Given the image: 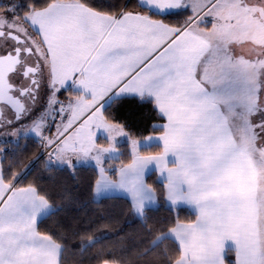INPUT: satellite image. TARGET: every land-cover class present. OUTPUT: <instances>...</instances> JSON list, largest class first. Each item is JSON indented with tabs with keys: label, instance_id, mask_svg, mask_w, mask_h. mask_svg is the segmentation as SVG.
Here are the masks:
<instances>
[{
	"label": "crops",
	"instance_id": "obj_1",
	"mask_svg": "<svg viewBox=\"0 0 264 264\" xmlns=\"http://www.w3.org/2000/svg\"><path fill=\"white\" fill-rule=\"evenodd\" d=\"M138 1L160 15L187 9L191 21L177 28L140 13L102 14L77 2L54 3L31 18L58 98L60 92L86 100L97 94L104 96L102 107L125 96L151 99L165 120L161 133L143 138L151 141L142 148L159 146V153L142 154L141 148L130 153L128 164L95 167L94 197L126 198L142 217L158 204L147 182L155 172L167 205L196 215L166 234L180 249L175 264H226L229 251L236 264H259L256 168L250 153L237 147L220 97L225 91L219 78H211L214 27L197 19L211 0ZM50 99L43 109L57 104ZM104 123L108 134L130 135L121 125ZM45 128L50 138L56 133V124ZM103 136L98 141L106 146ZM4 200L0 264H60L62 247L38 232L50 204L34 188L6 184L0 164V204Z\"/></svg>",
	"mask_w": 264,
	"mask_h": 264
},
{
	"label": "trees",
	"instance_id": "obj_2",
	"mask_svg": "<svg viewBox=\"0 0 264 264\" xmlns=\"http://www.w3.org/2000/svg\"><path fill=\"white\" fill-rule=\"evenodd\" d=\"M57 2H77L114 17L126 12L140 13L177 28L184 27L191 17L187 9L156 14L138 0H0V14L17 3L18 15L23 18ZM65 94L59 95L65 98ZM103 115L136 139L161 133L159 124L165 122L153 100L136 96L112 100ZM118 147L119 160L106 164L130 163L129 144ZM160 149L154 145L142 148L141 153L157 154ZM43 151L41 137L23 135L16 143L0 145V164L6 184L34 188L50 204L51 212L38 224V232L62 247L60 264H175L180 249L166 234L179 223H193L196 215L187 208L167 205L165 185L155 172L147 182L156 192L158 204L138 217L126 198L95 199L94 186L99 179L95 167L49 165V157H41ZM226 264H236L232 251L226 256Z\"/></svg>",
	"mask_w": 264,
	"mask_h": 264
},
{
	"label": "rangeland",
	"instance_id": "obj_3",
	"mask_svg": "<svg viewBox=\"0 0 264 264\" xmlns=\"http://www.w3.org/2000/svg\"><path fill=\"white\" fill-rule=\"evenodd\" d=\"M33 16L31 12L20 18L18 4L12 3L7 12L0 14V29L25 40L23 45L18 43V50L30 47L42 67L45 86L50 85L47 100L51 96L52 103L57 104L53 109L42 107L41 117L32 118L27 127L0 129V145L16 143L23 135L40 138L46 133L47 125L56 124V133L48 143H58L57 156L48 158V164L71 169L90 165L99 170L103 161L111 162L119 157L118 145L128 143L133 155L148 145L151 140L136 139L127 133L108 134L104 125L105 107H102L104 96L93 94L88 100L57 97L59 87L50 82L48 52L31 26ZM197 19L208 29L214 27L217 43L212 46V54L217 56L210 62L211 78L212 81L219 78L225 91L220 97L236 145L250 153L256 168L259 264H264V0H211ZM103 131V137L109 140L106 146L98 141ZM5 200L0 204V223L8 206Z\"/></svg>",
	"mask_w": 264,
	"mask_h": 264
},
{
	"label": "flooded vegetation",
	"instance_id": "obj_4",
	"mask_svg": "<svg viewBox=\"0 0 264 264\" xmlns=\"http://www.w3.org/2000/svg\"><path fill=\"white\" fill-rule=\"evenodd\" d=\"M23 39V38H21ZM25 43V40H23ZM18 53L20 60L18 68H15L16 79L12 84L11 91L8 92L9 103L5 104L3 119L6 123L0 127L15 128L27 127L30 120L37 119L42 115V107L47 103L50 85L45 86L42 79V67L34 54H31L30 47L18 50V46L12 48ZM33 53V52H32ZM22 68V69H21ZM20 107H22L20 112Z\"/></svg>",
	"mask_w": 264,
	"mask_h": 264
},
{
	"label": "water",
	"instance_id": "obj_5",
	"mask_svg": "<svg viewBox=\"0 0 264 264\" xmlns=\"http://www.w3.org/2000/svg\"><path fill=\"white\" fill-rule=\"evenodd\" d=\"M24 44L23 40L14 33L0 29V127L6 123L4 107L9 103L8 92L11 91L12 84L16 79L15 68H18L20 57L18 53L11 49L13 45ZM31 52V51H30ZM31 54H33L31 52ZM22 69V68H21ZM22 107H20L21 112ZM17 185V183H15Z\"/></svg>",
	"mask_w": 264,
	"mask_h": 264
},
{
	"label": "built area",
	"instance_id": "obj_6",
	"mask_svg": "<svg viewBox=\"0 0 264 264\" xmlns=\"http://www.w3.org/2000/svg\"><path fill=\"white\" fill-rule=\"evenodd\" d=\"M49 140H50L49 134H44L41 137V142H42L43 148H44L42 157L45 156V157H49L51 159H55L57 156L55 149H56L58 143L56 142L55 144L51 145L48 143Z\"/></svg>",
	"mask_w": 264,
	"mask_h": 264
}]
</instances>
